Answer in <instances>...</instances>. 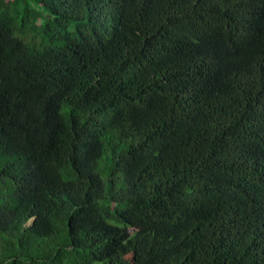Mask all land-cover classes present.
I'll return each mask as SVG.
<instances>
[{
    "label": "trees",
    "instance_id": "trees-1",
    "mask_svg": "<svg viewBox=\"0 0 264 264\" xmlns=\"http://www.w3.org/2000/svg\"><path fill=\"white\" fill-rule=\"evenodd\" d=\"M0 264H264V0H0Z\"/></svg>",
    "mask_w": 264,
    "mask_h": 264
},
{
    "label": "bare ground",
    "instance_id": "bare-ground-1",
    "mask_svg": "<svg viewBox=\"0 0 264 264\" xmlns=\"http://www.w3.org/2000/svg\"><path fill=\"white\" fill-rule=\"evenodd\" d=\"M259 73V72H258ZM238 202V201H237ZM238 206V205H237ZM241 214V213H240ZM255 215V214H254ZM256 219V218H255ZM259 231V230H258ZM254 242V241H253ZM261 243V242H260ZM239 254V253H238ZM258 254V253H257ZM251 260V259H250ZM242 261V260H241Z\"/></svg>",
    "mask_w": 264,
    "mask_h": 264
}]
</instances>
